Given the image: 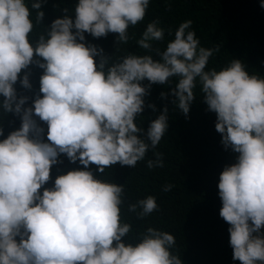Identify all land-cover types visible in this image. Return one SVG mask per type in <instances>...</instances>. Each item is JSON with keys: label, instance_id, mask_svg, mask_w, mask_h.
<instances>
[{"label": "clouds", "instance_id": "obj_1", "mask_svg": "<svg viewBox=\"0 0 264 264\" xmlns=\"http://www.w3.org/2000/svg\"><path fill=\"white\" fill-rule=\"evenodd\" d=\"M150 3L78 0L71 15L64 9L63 18L33 41L32 10L35 24H41L43 0H32L31 7L26 0H0V114L21 119L20 128L0 140V264H182L169 232L148 227L129 242L132 225L122 219L124 185L87 170L90 165L99 173L117 164L135 168L160 144L169 127L168 108L146 133L136 119L151 86L171 84L173 78V104L187 116L199 86L208 111L216 113L222 145L238 154L218 183L233 260L264 264V77L250 74L237 59L206 70L219 48L202 47L191 20L178 26L163 51L154 49V42L164 41L166 30L159 20L147 24L136 44L155 51L158 61L152 54L129 53L97 64L103 49L85 43V33L94 38L116 33L117 45L127 44L129 28L144 21ZM34 63L43 69L42 96L24 107L29 98L18 97L15 85L32 88L29 74H21ZM145 80L150 83L142 85ZM34 116L46 122L50 143L39 138L44 129ZM60 154L84 170L58 176L54 187L41 193ZM154 155L147 166L163 167L162 154ZM158 207L149 195L128 204L127 211L143 220Z\"/></svg>", "mask_w": 264, "mask_h": 264}, {"label": "trees", "instance_id": "obj_2", "mask_svg": "<svg viewBox=\"0 0 264 264\" xmlns=\"http://www.w3.org/2000/svg\"><path fill=\"white\" fill-rule=\"evenodd\" d=\"M31 7L32 0H26ZM262 0H151L144 21L129 28L127 44H118V34L108 33L107 36L94 38L85 33L86 45H94L103 49L102 56H97L99 64L101 58L119 60L129 53L137 55L152 54L158 61L155 51L148 53L136 44L146 29L148 23L159 20L165 31V39L154 42V49L165 50L167 43L174 38L178 26L191 20L192 29L197 34L200 44L205 48H219L210 58L206 70L215 68L220 70L227 66L232 59L242 61L250 74L264 77V9L260 7ZM78 0H43L40 11L44 12L41 24H35V10H32L34 23L31 40L49 28L52 22L65 15L64 9L71 10ZM171 30L172 35H169ZM34 60H41L34 57ZM29 74L32 88L24 89L19 81L15 85L18 97L27 96L28 102L24 107H31L39 92L40 77L43 69L35 63L22 72ZM177 82L173 78L171 84H154L145 97V109L138 114L136 123L146 133L149 125L168 108V130L160 144L146 153V158L137 163L135 168L119 164L99 173L97 166L90 165L87 170L92 171L98 179H104L117 185H124L125 204L122 207V219L132 225L129 242L136 238L148 227H153L174 235L175 246L173 254L180 257L182 264H241L233 260V249L230 246V225L220 216L222 201L219 197V177L226 166L236 162L238 154L225 149L221 143V134L216 131V113L208 111L203 101L199 86L194 90V100L190 111L185 116L173 104L175 99L170 95ZM150 82L145 80L142 85ZM166 93L161 97V93ZM0 96V102L3 101ZM154 105L155 111L148 105ZM39 127L44 129L40 139L47 141V124L33 117ZM21 119L14 113L6 116L0 114V128L6 138L11 132L18 130ZM154 153L163 156V167L149 168L147 161L155 159ZM84 170L79 161L72 163L66 154L58 156V163L50 171V180L40 190L54 187L55 179L69 171ZM166 185H171V191H164ZM156 197L158 210L143 220L127 211V205L135 203L147 196ZM264 231V229H262ZM128 242V238H123Z\"/></svg>", "mask_w": 264, "mask_h": 264}]
</instances>
